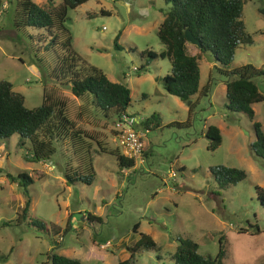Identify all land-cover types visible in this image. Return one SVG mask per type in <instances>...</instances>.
Masks as SVG:
<instances>
[{"label":"rangeland","instance_id":"1","mask_svg":"<svg viewBox=\"0 0 264 264\" xmlns=\"http://www.w3.org/2000/svg\"><path fill=\"white\" fill-rule=\"evenodd\" d=\"M165 8L164 0H87L67 11L73 49L110 80L130 88L126 110L141 120L152 113L159 116L158 124L147 130L138 125L141 159L122 169L115 158L119 152L112 130L115 117H97L90 103L76 98L68 84L44 81L33 55L44 32L17 29V0H0V80L10 81L27 107L42 102L46 84L67 99L75 126L93 139L96 173L90 184L67 185L61 140H54L55 151L46 161H30L31 144H18L17 133L0 140V254L7 256L0 264H44L52 251L87 264H118L129 257L128 247L140 232L149 234L156 247L138 251L132 264H175L177 237L193 239L201 254L214 256L220 236L223 264H264V206L255 189L264 188V158L250 149L253 122L258 121L264 132V100L253 103V119L229 110L224 76L218 64L204 55L198 61L199 85H207L206 94H195L190 106L191 100L167 93L161 77L170 72V58L148 60L141 54L164 48L157 28ZM262 9L264 0L243 3L241 19L252 43L236 48L231 66L251 63L264 69ZM187 48L190 54L198 51L189 42ZM254 81L264 95V74ZM210 124L221 133L214 150L207 148L204 135ZM95 140L104 150H97ZM216 165L241 168L246 176L220 187L210 170ZM21 171L30 174L33 182L28 185V217L18 222L24 196L11 176ZM90 213L93 220L87 218ZM29 219L42 221L44 229L29 224Z\"/></svg>","mask_w":264,"mask_h":264},{"label":"trees","instance_id":"2","mask_svg":"<svg viewBox=\"0 0 264 264\" xmlns=\"http://www.w3.org/2000/svg\"><path fill=\"white\" fill-rule=\"evenodd\" d=\"M87 0H46L40 5L33 0H17V29L28 27L44 32V40H40L38 49L34 52V61L44 81L58 84H68L70 92L79 99L90 103L97 117L115 118L131 104L130 88L117 81L110 80L99 68L86 63L72 47V35L65 20L69 8L84 3ZM246 0H164L166 8L163 18L157 28L159 40L164 48L159 52L144 50L147 59L169 57L170 72L161 77L165 91L180 100H191L193 96L206 94L207 85L199 86V58L209 53L213 62L218 64V71L224 76L226 106L231 111L244 112L253 119L252 104L264 100L259 92L254 77L264 74V69L251 63L231 66L235 50L241 44L250 45L252 37L246 32L241 19L242 5ZM262 12L264 10L262 9ZM188 28L200 42L197 52L190 54L184 30ZM117 37L114 47L118 48ZM47 85V84H46ZM44 85L42 102L34 107L24 104L23 95L15 91L8 80H0V140L8 139L12 134H18V144H31L27 151L30 161H46L54 153V140H61L62 152L66 164L63 177L67 185L76 182L90 184L95 178L93 166V139L82 129L75 126L67 99L56 95L53 90ZM54 85V86H55ZM159 116L152 113L150 118L141 120L140 126L145 130L158 124ZM152 124V125H151ZM255 139L250 149L255 156L264 158V132L258 121L253 122ZM113 130V129H112ZM114 131V130H113ZM208 140L207 148L214 150L221 143L220 129L210 124L204 130ZM97 150H104L99 140H95ZM120 168L134 165V159L124 156L120 151L115 155ZM72 161H75L72 163ZM210 170L220 187L235 184L242 180L246 173L234 166L216 165ZM12 181H16L24 196L18 222L28 217L31 203L28 185L33 178L25 171L18 172ZM257 198L264 206V188L256 185ZM93 220L95 216L88 214ZM29 224L38 229H44L45 224L40 220L29 219ZM138 223H135L136 230ZM259 229L256 228V232ZM255 232V233H256ZM218 251L214 256L203 255L198 251V244L188 237H177V245L172 255L175 264H223L225 250L219 237ZM156 247L155 240L147 233L139 234L132 246L128 247L129 257L118 264H132L135 255L142 249ZM49 260L44 264H87L76 257L52 251ZM7 259L0 254V262Z\"/></svg>","mask_w":264,"mask_h":264},{"label":"built area","instance_id":"3","mask_svg":"<svg viewBox=\"0 0 264 264\" xmlns=\"http://www.w3.org/2000/svg\"><path fill=\"white\" fill-rule=\"evenodd\" d=\"M137 70V67H134ZM141 119L127 110L113 120L114 142L126 157L141 159L143 151L142 133L138 129Z\"/></svg>","mask_w":264,"mask_h":264},{"label":"water","instance_id":"4","mask_svg":"<svg viewBox=\"0 0 264 264\" xmlns=\"http://www.w3.org/2000/svg\"><path fill=\"white\" fill-rule=\"evenodd\" d=\"M184 36L187 42L194 44L196 46H200L199 40L194 37V35L188 28L184 30ZM204 57L207 59V61L213 62V58L209 53H204ZM188 103H190V101H188Z\"/></svg>","mask_w":264,"mask_h":264},{"label":"crops","instance_id":"5","mask_svg":"<svg viewBox=\"0 0 264 264\" xmlns=\"http://www.w3.org/2000/svg\"><path fill=\"white\" fill-rule=\"evenodd\" d=\"M125 3H126V5H127V1H125ZM225 82V81H224ZM199 86H201V85H199ZM13 87V86H12ZM16 91V90H15ZM253 105V104H252ZM253 107V106H252Z\"/></svg>","mask_w":264,"mask_h":264}]
</instances>
